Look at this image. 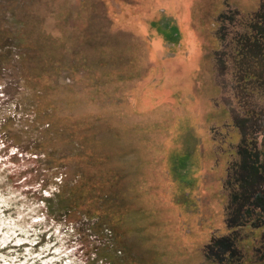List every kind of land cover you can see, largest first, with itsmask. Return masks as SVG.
<instances>
[{
  "label": "rangeland",
  "instance_id": "rangeland-1",
  "mask_svg": "<svg viewBox=\"0 0 264 264\" xmlns=\"http://www.w3.org/2000/svg\"><path fill=\"white\" fill-rule=\"evenodd\" d=\"M0 264H264V0H0Z\"/></svg>",
  "mask_w": 264,
  "mask_h": 264
}]
</instances>
